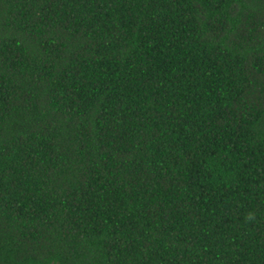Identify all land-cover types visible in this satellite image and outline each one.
Wrapping results in <instances>:
<instances>
[{
  "label": "trees",
  "instance_id": "trees-1",
  "mask_svg": "<svg viewBox=\"0 0 264 264\" xmlns=\"http://www.w3.org/2000/svg\"><path fill=\"white\" fill-rule=\"evenodd\" d=\"M0 264H264V0H0Z\"/></svg>",
  "mask_w": 264,
  "mask_h": 264
},
{
  "label": "clouds",
  "instance_id": "clouds-1",
  "mask_svg": "<svg viewBox=\"0 0 264 264\" xmlns=\"http://www.w3.org/2000/svg\"><path fill=\"white\" fill-rule=\"evenodd\" d=\"M251 216V213H249V217Z\"/></svg>",
  "mask_w": 264,
  "mask_h": 264
}]
</instances>
